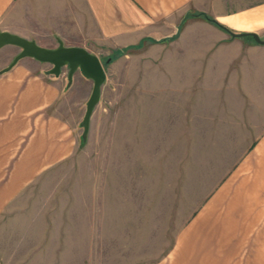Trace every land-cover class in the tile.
<instances>
[{
    "label": "rangeland",
    "instance_id": "obj_1",
    "mask_svg": "<svg viewBox=\"0 0 264 264\" xmlns=\"http://www.w3.org/2000/svg\"><path fill=\"white\" fill-rule=\"evenodd\" d=\"M257 1L204 0L190 13L215 20L222 3L231 11ZM194 19L184 32L176 24L172 36L216 38L219 28ZM85 43L105 71L88 134L81 143V127L76 153L39 176L4 214L0 264H152L263 130L262 114L241 110L214 63L183 58L172 46L168 62L170 43H145L106 63L122 48L101 38Z\"/></svg>",
    "mask_w": 264,
    "mask_h": 264
},
{
    "label": "crops",
    "instance_id": "obj_2",
    "mask_svg": "<svg viewBox=\"0 0 264 264\" xmlns=\"http://www.w3.org/2000/svg\"><path fill=\"white\" fill-rule=\"evenodd\" d=\"M202 1L0 0V32L45 48L60 41L86 49L85 41L96 38L124 49L170 43L168 62L172 46L183 58L214 63L221 86H232L241 110L262 114L263 130L228 180L152 264H264V0L238 10L228 11L223 3L215 8V20L236 36L215 28V39L150 42L172 37L176 24L182 32L190 28L198 19L184 17ZM242 34L247 36H237ZM4 48L10 52L0 57V221L32 182L76 153L93 87L79 71L69 81L68 73L52 75L50 64L32 58L2 72L20 51Z\"/></svg>",
    "mask_w": 264,
    "mask_h": 264
},
{
    "label": "water",
    "instance_id": "obj_3",
    "mask_svg": "<svg viewBox=\"0 0 264 264\" xmlns=\"http://www.w3.org/2000/svg\"><path fill=\"white\" fill-rule=\"evenodd\" d=\"M243 35L247 34L237 36L242 37ZM251 37L254 38L256 43H263L256 35H251ZM4 46H15L20 51L2 72L11 69L23 58H32L38 62L50 64L52 66L50 74L52 75H59L63 68H67L69 81H71L72 75L76 71H79L83 77L93 81L92 91L86 102L85 113L81 122V140L85 141L89 130L90 117L99 101L101 87L105 81L104 67L99 58L82 47H66L59 41L56 48H45L37 45L34 41L1 31L0 49Z\"/></svg>",
    "mask_w": 264,
    "mask_h": 264
},
{
    "label": "trees",
    "instance_id": "obj_4",
    "mask_svg": "<svg viewBox=\"0 0 264 264\" xmlns=\"http://www.w3.org/2000/svg\"><path fill=\"white\" fill-rule=\"evenodd\" d=\"M188 18H202L208 22H210L212 25H214L215 27L219 28L220 30L228 33V34H231L232 32L226 28L225 26L221 25L220 23H218L216 20H214L213 18L207 16L206 14L204 13H188L185 15L184 17V20L188 19ZM247 35H243L242 37H246ZM176 38V35L175 36H172V37H169V38H165V39H150V42L151 43H162V42H165V41H169V40H173ZM141 44L140 43L137 47H135L134 49L136 48H140L141 47ZM128 51V49H116L114 51H112V54L107 58V62L106 63H109L113 60H116L118 59L119 57L123 56L126 52ZM83 141L81 140V143Z\"/></svg>",
    "mask_w": 264,
    "mask_h": 264
}]
</instances>
